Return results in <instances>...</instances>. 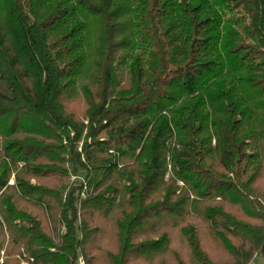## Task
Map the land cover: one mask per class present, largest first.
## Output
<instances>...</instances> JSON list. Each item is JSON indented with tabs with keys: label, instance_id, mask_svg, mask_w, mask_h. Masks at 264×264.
Masks as SVG:
<instances>
[{
	"label": "trees",
	"instance_id": "trees-1",
	"mask_svg": "<svg viewBox=\"0 0 264 264\" xmlns=\"http://www.w3.org/2000/svg\"><path fill=\"white\" fill-rule=\"evenodd\" d=\"M255 258L264 0H0V264Z\"/></svg>",
	"mask_w": 264,
	"mask_h": 264
},
{
	"label": "rangeland",
	"instance_id": "rangeland-1",
	"mask_svg": "<svg viewBox=\"0 0 264 264\" xmlns=\"http://www.w3.org/2000/svg\"><path fill=\"white\" fill-rule=\"evenodd\" d=\"M79 262H80V264H83V262H82L81 260H80ZM23 264H25V263H23ZM251 264H264V263H262L261 258H255V259L252 261Z\"/></svg>",
	"mask_w": 264,
	"mask_h": 264
},
{
	"label": "built area",
	"instance_id": "built-area-1",
	"mask_svg": "<svg viewBox=\"0 0 264 264\" xmlns=\"http://www.w3.org/2000/svg\"><path fill=\"white\" fill-rule=\"evenodd\" d=\"M75 179H76V178L73 177V178H72V181H74Z\"/></svg>",
	"mask_w": 264,
	"mask_h": 264
}]
</instances>
